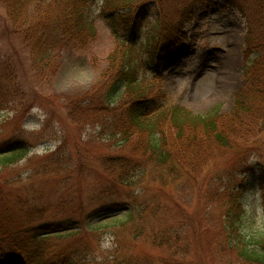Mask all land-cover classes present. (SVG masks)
I'll return each instance as SVG.
<instances>
[{"label": "rangeland", "instance_id": "374dc122", "mask_svg": "<svg viewBox=\"0 0 264 264\" xmlns=\"http://www.w3.org/2000/svg\"><path fill=\"white\" fill-rule=\"evenodd\" d=\"M105 1L89 0L84 13L91 30L74 32V39L67 38L71 30L52 21L61 15V2L5 0L7 8L0 5V87L10 78L17 89L0 104V144L18 138L29 147L24 159L2 168L0 183L7 182L11 192L20 194L24 186L32 184L48 202L64 193L80 204L89 197L92 187L103 181L101 176H107L103 161L125 157L131 166L149 172L144 177L136 176L140 181L134 191L136 204L150 208L158 204L156 211L163 221L173 228L182 223L183 244L188 246L187 239L190 241V254L187 250L185 255H172L143 237H135L131 227L124 229L119 236L125 246L123 256L132 258L130 264H229L226 258L233 257L225 254L223 259L216 244L221 241L224 205L238 192L244 207L241 228L252 245L261 240L255 247L264 252V207L254 174L257 166L264 168V104L257 109L256 119L244 120L243 137L233 140L231 148L214 149L202 142L188 152L176 144L183 177L161 183L155 174H167L171 168L155 169L145 153L132 148L140 146L139 135L132 136L121 151L122 138H110L120 125L115 112L133 93H127L121 84L109 100L105 98L116 79L114 74L129 73L150 99L163 96L167 103L196 115L229 114L236 93L245 83V16L264 11V0H133L118 22L105 16L113 14L120 3L114 5L116 0H110L112 5L106 7ZM7 9L25 19L27 33L47 31L44 25L49 20L52 26H46L50 29L47 40L53 31L63 36L64 43L51 49L49 67L34 65L23 39L4 35ZM258 25H254L255 30ZM183 35L185 40L172 51L166 48V41L174 42ZM258 35L257 40L264 37L262 31ZM155 54L160 55L159 65ZM58 147L64 157L63 168L74 170L71 188L65 192L57 188L56 180L62 175L50 178L43 171L35 173L41 159ZM70 154L73 158L68 163ZM55 211L49 212L44 221L58 219L53 216ZM185 214L192 223L188 236L182 221ZM101 238L98 246L94 244L98 261L110 257L113 250L110 232H103Z\"/></svg>", "mask_w": 264, "mask_h": 264}, {"label": "trees", "instance_id": "16d2710c", "mask_svg": "<svg viewBox=\"0 0 264 264\" xmlns=\"http://www.w3.org/2000/svg\"><path fill=\"white\" fill-rule=\"evenodd\" d=\"M53 1L61 2L62 5L58 10L61 15L57 18L55 16L52 21L71 30V33L67 32V38L74 39L76 37L74 32L89 33L92 25L84 13L89 0ZM132 1L116 0L114 5L120 3L121 6L116 7L113 14L105 18L111 22H118L123 11H128L126 8ZM0 5L6 9L8 2L0 0ZM110 5L111 1L106 0L105 6ZM9 10L7 9L8 13L5 12L8 21L4 26V35H14L23 39L25 44L28 43L27 49L34 65L38 68L49 67L52 63L51 49L53 45L57 46V43H64L63 36L53 34V31L51 39L47 40L50 29L46 26H52L49 20L44 25L47 31L43 32L40 29L27 33L23 27L27 25L23 23L25 19ZM245 21L247 35L242 65L245 83L236 93L235 103L229 114L222 115L219 112L193 114L176 104L167 103L163 96L156 99L148 98L132 74H114L116 79L110 84V90L106 92L105 98L109 100L121 84H124L125 91L133 93V96L115 112L119 114L120 125L115 133L110 134V138H122L118 149L121 151L127 147L132 136L139 135L142 140H138L137 143L140 146L135 145L132 148L145 153L149 163L155 165V169L162 170L160 166L171 168L167 174L161 171L159 176L155 174L154 177L159 182L164 183V179L169 178L174 180L177 176L183 177L176 144H180L182 150L188 152L198 148L202 142L211 144L214 149L231 148L233 140L236 138L241 140L243 137L241 129L244 128V120L256 119L257 109L264 104V37L257 40L259 31L264 34V11L247 14ZM257 23L259 28L255 30L254 25ZM29 33L33 36L30 37ZM256 33L257 36L253 39ZM184 40L183 35L174 42L166 41V48L172 51L178 42ZM154 57L159 65L160 55L155 54ZM121 71L126 70L121 68ZM5 72L9 73L8 69H5ZM3 83L4 87H0V104L6 103L17 91L10 78L4 79ZM8 89L11 90L10 95ZM172 133L174 136H171ZM25 145L23 140L18 138H10L0 144V171L28 155L26 151L29 147ZM71 157V154L68 155V163L72 160ZM126 160L125 157L113 156L108 163L103 161L102 169L107 176H101L103 181L93 186L89 197L79 202L80 204L64 193L56 194L53 202H48L32 184L24 186L21 189L23 193L20 194L11 192L7 182L0 183V261H10L13 264H130L132 258L123 256L125 246L119 236L121 231L130 227L135 237L147 239L154 247L165 248L172 255L178 252L185 255L187 250H190V241L188 238V246L187 243L183 244V224L179 223L178 228H173L165 223L156 211L158 204L154 203L155 208L136 204L134 191L140 183L136 176L144 177L149 175V172L131 166ZM64 166L61 147H58L41 159L35 173L43 171L50 178L62 175L61 179L56 180L59 183L57 188L65 192L71 188L69 182L74 170L63 168ZM256 168L254 171L256 184L261 191L264 207V168L260 166ZM78 170L81 172L82 168ZM250 171L253 172L251 169ZM230 196L222 214L221 241L216 244L220 250L219 254L223 259L225 254H230L233 258H226L229 264H264V252L255 247L261 245V240L256 241L255 246L252 245L250 238L241 228L244 220L242 196L239 192ZM54 210L56 211L53 216L58 219L44 221L45 216ZM182 221L186 224L188 236L192 223L187 220L186 214ZM103 232H110L113 250L109 252L110 257L98 261L94 256V244L98 246L101 243Z\"/></svg>", "mask_w": 264, "mask_h": 264}]
</instances>
